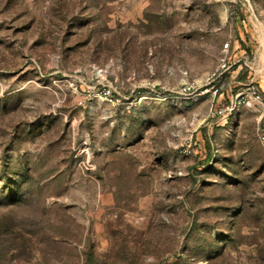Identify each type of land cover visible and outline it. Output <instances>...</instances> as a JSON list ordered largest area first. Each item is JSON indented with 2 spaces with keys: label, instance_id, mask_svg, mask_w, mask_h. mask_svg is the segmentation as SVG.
Returning a JSON list of instances; mask_svg holds the SVG:
<instances>
[{
  "label": "rangeland",
  "instance_id": "1",
  "mask_svg": "<svg viewBox=\"0 0 264 264\" xmlns=\"http://www.w3.org/2000/svg\"><path fill=\"white\" fill-rule=\"evenodd\" d=\"M263 123L264 0H0V264H264Z\"/></svg>",
  "mask_w": 264,
  "mask_h": 264
},
{
  "label": "built area",
  "instance_id": "2",
  "mask_svg": "<svg viewBox=\"0 0 264 264\" xmlns=\"http://www.w3.org/2000/svg\"><path fill=\"white\" fill-rule=\"evenodd\" d=\"M229 41H226L223 44V49L228 53L229 48ZM223 62L221 66L219 67L218 75L220 76L228 67H230L231 64L227 65L226 59H222ZM239 62V60L234 59L233 63ZM247 66H249L251 71H254L255 69L253 66H251L249 63H247ZM256 72V70H255ZM216 74V72H214ZM191 85H185L182 90L183 92H187L191 89ZM220 88L219 85H213L211 87L212 93L214 95L220 94ZM206 91L210 90L209 88H205ZM263 102V95L260 91V88L255 85L254 82H250L247 88L244 91L237 92L231 97L228 98V100L222 104H215L212 103L209 108V114L212 117H221L224 119H229L230 117L234 116L238 111H240L243 107L253 106L255 104H259ZM259 138L260 141L264 144V123L262 124L260 131H259Z\"/></svg>",
  "mask_w": 264,
  "mask_h": 264
},
{
  "label": "crops",
  "instance_id": "3",
  "mask_svg": "<svg viewBox=\"0 0 264 264\" xmlns=\"http://www.w3.org/2000/svg\"><path fill=\"white\" fill-rule=\"evenodd\" d=\"M242 47V46H241ZM234 56H236V60H239V62L241 63V61H245V62H249L250 61H253L255 59L258 58V53L257 54H247V50L245 49H241V50H238L237 52L234 53ZM239 67L241 68L242 65L239 64ZM238 67L237 70H235V74H233L232 76L235 77L236 79H232V82L235 83L232 85H228V90H227V94H226V97H231L232 95H234L235 93L237 92H241V91H244L247 86L249 85L250 82H255L256 79H255V76L257 75V71L253 74V77H249L248 79H246V81H243V79H241L239 77V73H240V68ZM252 73V72H250ZM237 76V77H236ZM258 77V76H257ZM241 85H244V87H241Z\"/></svg>",
  "mask_w": 264,
  "mask_h": 264
}]
</instances>
